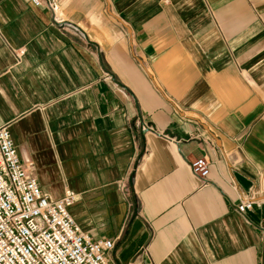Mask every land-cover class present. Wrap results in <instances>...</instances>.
Instances as JSON below:
<instances>
[{
    "label": "crops",
    "instance_id": "crops-1",
    "mask_svg": "<svg viewBox=\"0 0 264 264\" xmlns=\"http://www.w3.org/2000/svg\"><path fill=\"white\" fill-rule=\"evenodd\" d=\"M39 2L0 0V127L43 193L117 264H264V0Z\"/></svg>",
    "mask_w": 264,
    "mask_h": 264
},
{
    "label": "built area",
    "instance_id": "built-area-1",
    "mask_svg": "<svg viewBox=\"0 0 264 264\" xmlns=\"http://www.w3.org/2000/svg\"><path fill=\"white\" fill-rule=\"evenodd\" d=\"M39 6V0H31ZM194 176L205 180L208 163L191 164ZM77 195L65 191L58 200L46 196L34 174L18 158L10 133L0 127V264H114V241L93 240L70 214ZM258 203L242 197L244 214Z\"/></svg>",
    "mask_w": 264,
    "mask_h": 264
},
{
    "label": "rangeland",
    "instance_id": "rangeland-1",
    "mask_svg": "<svg viewBox=\"0 0 264 264\" xmlns=\"http://www.w3.org/2000/svg\"><path fill=\"white\" fill-rule=\"evenodd\" d=\"M124 255H125V253L123 255L118 254V257L120 258L121 261H122V258L125 257ZM114 261H115V264L118 263V261H116V260H113V263H114Z\"/></svg>",
    "mask_w": 264,
    "mask_h": 264
}]
</instances>
